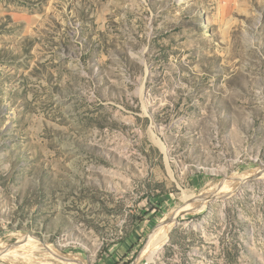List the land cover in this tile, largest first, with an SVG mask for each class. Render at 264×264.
<instances>
[{
	"label": "rangeland",
	"instance_id": "rangeland-1",
	"mask_svg": "<svg viewBox=\"0 0 264 264\" xmlns=\"http://www.w3.org/2000/svg\"><path fill=\"white\" fill-rule=\"evenodd\" d=\"M0 264H264V0H0Z\"/></svg>",
	"mask_w": 264,
	"mask_h": 264
},
{
	"label": "bare ground",
	"instance_id": "bare-ground-1",
	"mask_svg": "<svg viewBox=\"0 0 264 264\" xmlns=\"http://www.w3.org/2000/svg\"><path fill=\"white\" fill-rule=\"evenodd\" d=\"M156 143L161 145L159 141H156ZM172 218H170L166 224H164L161 228L160 231L157 232L156 234H153L151 240L145 244L142 250V255L147 258H151L156 251L161 248L163 245V237L167 234V232L170 230L172 225L170 224ZM156 235V237H155ZM149 260V259H148Z\"/></svg>",
	"mask_w": 264,
	"mask_h": 264
}]
</instances>
